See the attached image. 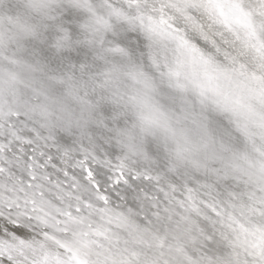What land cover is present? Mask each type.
I'll return each instance as SVG.
<instances>
[{"label": "snow or ice", "instance_id": "1", "mask_svg": "<svg viewBox=\"0 0 264 264\" xmlns=\"http://www.w3.org/2000/svg\"><path fill=\"white\" fill-rule=\"evenodd\" d=\"M0 264H264V0H0Z\"/></svg>", "mask_w": 264, "mask_h": 264}, {"label": "clouds", "instance_id": "2", "mask_svg": "<svg viewBox=\"0 0 264 264\" xmlns=\"http://www.w3.org/2000/svg\"><path fill=\"white\" fill-rule=\"evenodd\" d=\"M13 2L17 4H23L25 3V0H13Z\"/></svg>", "mask_w": 264, "mask_h": 264}]
</instances>
